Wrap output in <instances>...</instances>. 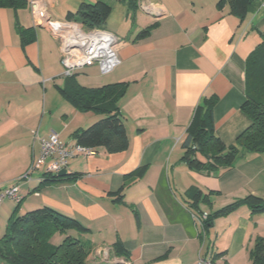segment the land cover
<instances>
[{
  "label": "crops",
  "instance_id": "1",
  "mask_svg": "<svg viewBox=\"0 0 264 264\" xmlns=\"http://www.w3.org/2000/svg\"><path fill=\"white\" fill-rule=\"evenodd\" d=\"M83 1L95 2L46 0L57 20H67ZM106 1L112 12L104 29L119 38L120 63L108 73L87 66L71 79L63 74L58 39L34 23L30 0L21 9L0 7V187L19 186L21 214L47 205L89 228L80 237L94 243L92 264H198L203 253L215 264H252V250L264 238V214L241 205L209 228L201 218L248 194L264 196V152H244L233 166L213 172L190 169L182 156L187 127L205 96L217 97L215 131L227 145L251 125L242 106L247 60L264 42V0H253L244 17L219 0H149L153 13L138 0ZM30 26L37 38L23 45L19 27ZM148 27L147 36H137ZM70 80L87 88L124 84L117 104L129 146L70 157L62 179L44 182V164L24 178L40 138L55 131L64 144H74L76 130L104 116L67 99ZM140 168L142 176L125 179ZM191 186L206 196L203 213L185 195ZM14 205L0 202L1 230ZM118 240L129 259L116 255Z\"/></svg>",
  "mask_w": 264,
  "mask_h": 264
},
{
  "label": "trees",
  "instance_id": "2",
  "mask_svg": "<svg viewBox=\"0 0 264 264\" xmlns=\"http://www.w3.org/2000/svg\"><path fill=\"white\" fill-rule=\"evenodd\" d=\"M252 1L219 0L218 5L221 7L227 2L234 14L244 17ZM27 2L28 0H0V7L21 9L27 6ZM133 2L132 5L135 7L136 1ZM111 12L112 5L106 0L83 1L76 11L67 13L66 19L79 22L86 29H104ZM150 29L151 27H148L140 31L137 36H147ZM19 34L23 45L37 38L35 26L19 27ZM72 77L74 75L66 76L68 79ZM246 82L247 99L242 108L251 118L252 123L238 136L235 143L227 145L216 134L214 107L217 97L215 95L205 96L196 106L183 142L182 160L190 169L213 172L221 167L233 166L244 152H264V42L257 45L247 60ZM124 91L123 83L87 88L71 80L67 82L63 93L77 108L82 111L94 110L104 115L89 127L78 129L73 133L77 143L87 147H103L109 153L128 148L129 137L117 104ZM143 172L144 168H140L127 174L125 179L128 181L138 178ZM62 178L64 177L45 173L43 181ZM185 195L190 200V205L201 211L200 205L206 200L202 191L191 186L186 190ZM241 205H247L254 215L264 214V196L248 194L202 217L203 226L209 228L216 218L233 213ZM88 232L89 228L77 218L51 206L44 205L22 214L16 208L8 218L6 233L0 240V256L10 264H92L88 256L94 249V243L90 239L80 237L81 234ZM57 233L62 238L59 243H54L52 238ZM113 248L117 256L129 259L130 252L122 241L115 242ZM251 258L252 264H264V238L257 240ZM214 261L215 257H213Z\"/></svg>",
  "mask_w": 264,
  "mask_h": 264
},
{
  "label": "built area",
  "instance_id": "3",
  "mask_svg": "<svg viewBox=\"0 0 264 264\" xmlns=\"http://www.w3.org/2000/svg\"><path fill=\"white\" fill-rule=\"evenodd\" d=\"M139 7L153 13V5L149 0H138ZM30 12L36 25L46 27L58 39L61 51V62L64 75H74L78 70L97 64L102 73L112 71L119 63V38L103 28L86 29L73 20L54 19L48 9L46 0H30ZM94 147L79 143L64 144L59 133L52 131L47 137L40 138V152L33 160L24 178H29L39 164L45 165L46 174L58 175L67 167L68 159L82 154L90 157L95 154ZM5 199L21 201L19 186L0 187V202ZM122 264H126L122 262ZM198 264H215L211 254L200 255Z\"/></svg>",
  "mask_w": 264,
  "mask_h": 264
},
{
  "label": "rangeland",
  "instance_id": "4",
  "mask_svg": "<svg viewBox=\"0 0 264 264\" xmlns=\"http://www.w3.org/2000/svg\"><path fill=\"white\" fill-rule=\"evenodd\" d=\"M6 200L9 201L10 204H15V205H14L15 207H14L12 213L14 212V210H15L16 208H18V212H19V205H18L14 200H13L14 202L12 201L13 203H11V202H10L11 200H9V199H6ZM12 213H11V214H12ZM9 217H10V216H9ZM6 228H7V222H6V224L4 225L3 229H2V230L0 229V240L4 237V235H5V233H6ZM60 238H61V235L57 233V234L52 238V241L55 242V243H59V242L61 241V240L59 241ZM88 257H89V256H88ZM91 261L94 262L95 260L92 259ZM111 263L122 264V262H118V261H114V260H112ZM6 264H7V263H6Z\"/></svg>",
  "mask_w": 264,
  "mask_h": 264
},
{
  "label": "water",
  "instance_id": "5",
  "mask_svg": "<svg viewBox=\"0 0 264 264\" xmlns=\"http://www.w3.org/2000/svg\"><path fill=\"white\" fill-rule=\"evenodd\" d=\"M67 173V169L66 168H64V169H62L59 173H58V176H64L65 174Z\"/></svg>",
  "mask_w": 264,
  "mask_h": 264
}]
</instances>
